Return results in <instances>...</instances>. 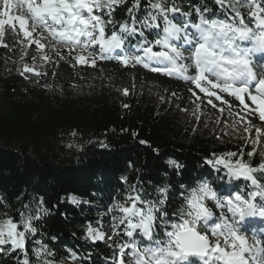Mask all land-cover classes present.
I'll use <instances>...</instances> for the list:
<instances>
[{
    "label": "trees",
    "instance_id": "obj_1",
    "mask_svg": "<svg viewBox=\"0 0 264 264\" xmlns=\"http://www.w3.org/2000/svg\"><path fill=\"white\" fill-rule=\"evenodd\" d=\"M157 2L177 8L167 13L168 19L180 27L187 23L189 32H195L191 25L199 22L196 8L206 19L231 20L229 4L236 3L245 22L250 20L249 9L237 0H224L222 6L216 0H140L138 9L132 7L135 0H123L114 5L110 18L118 29L125 21L131 25L133 15L139 27L149 12L157 14L161 27L144 30L154 41L163 35L164 26L160 14L150 7ZM257 3L264 7V0ZM107 11L102 14L105 19ZM141 39L138 34L127 36L124 48L110 54V59H101L98 51L92 57L81 52L89 62L96 60V67H91L76 62L79 50L69 53L62 48L57 56L46 46L44 53L50 59L43 61L34 44L26 47L27 41L17 42L6 26L7 47L0 46V221L19 224L21 213L45 210L33 221L36 234L25 238L29 264H108L118 244L135 239L148 247L154 246V240L166 239L170 225L181 222L192 194H199L202 186L214 191L221 202L238 194L251 199L250 193L259 190L243 176L233 179L224 164L216 163L221 158L233 165L242 161L252 169L264 164V136L257 139L255 134L256 127L264 132V121L252 112L255 105L246 97L249 109L244 110L227 94L217 100L188 82L141 65L124 66L119 58L138 53ZM175 43L183 45L182 40ZM183 47L187 52L188 46ZM25 65L41 75L23 72ZM237 113L255 127L245 133ZM232 152L236 155L228 156ZM250 174L264 186V171ZM137 196L140 200L134 199ZM133 203L145 212L149 206L159 208L153 241L139 230L133 238L124 236L123 225L113 229L110 218L121 217L119 207ZM254 203L264 201L256 197ZM205 204L213 212L211 226L225 209L210 198ZM89 227L104 232L105 239L93 242L87 235ZM257 227L264 230V224ZM42 245L49 251L42 249L37 257L34 249ZM3 248L0 264H23L24 253L10 251V244ZM71 253L75 257L70 258Z\"/></svg>",
    "mask_w": 264,
    "mask_h": 264
},
{
    "label": "snow or ice",
    "instance_id": "obj_2",
    "mask_svg": "<svg viewBox=\"0 0 264 264\" xmlns=\"http://www.w3.org/2000/svg\"><path fill=\"white\" fill-rule=\"evenodd\" d=\"M122 2L123 0H0V46L7 47L3 43L7 26L17 42L27 41L26 47L34 44L43 61L50 59L44 53L47 46L57 56L62 48L69 53L79 50L75 55L76 62L90 63L91 67H96L95 59L89 62L80 53L88 51V56L92 57L98 51L101 59H110L111 53L124 48L127 36L138 34L142 38L137 45L138 53L119 58L124 66L130 63L132 66L141 65L154 73L188 82L200 93L217 100H222L223 94H227L235 98L244 110L249 109V104L245 102L247 97L255 105L252 112L258 114L259 120L264 121V63L256 64L253 60L255 54L264 53V7L257 0H237L241 6L249 9V23L245 22L236 3L229 4L234 13L231 20L206 19L201 10L196 8L199 22L191 25L195 32L187 30V23L180 27L168 19L167 13H175L177 8H166L160 2L151 3V9L160 14L164 25L163 35L158 34L154 41H149L144 31L161 27L158 15L153 12L139 21V27L133 15L131 25L125 21L117 29L110 17L114 5ZM216 3L222 6L224 0H216ZM139 6L140 0H135L132 7L138 9ZM105 9L108 10V19L102 15ZM14 12L19 14H13ZM131 12L132 9H129V13ZM108 25L112 27L109 28ZM181 40L183 45L175 43ZM246 41H251L252 45L243 46ZM157 46L162 50H154ZM183 46H188L187 55ZM23 72H33L37 77L41 75L28 65L24 66ZM124 94H128L127 89ZM224 103L227 104L228 101L225 100ZM195 107L199 108V102ZM237 116L244 122L245 133L255 127L240 113ZM255 134L257 139L264 136L259 127L255 128ZM235 155V152L228 154L230 157ZM168 163L175 164V161L170 160ZM209 163L212 161L209 160ZM216 163L224 164L234 176L251 180L252 185H257L259 190L250 193L251 199L238 194L234 200L221 202L216 199L214 191L206 185L202 186L199 194H192L188 201L190 209L181 214V222L172 223L171 230L165 233L166 239L162 240H154L153 237L159 208L149 206L145 212L137 208L135 203L131 207H119L123 215L110 218L113 229L123 225V235L128 238H133L134 233L139 230L148 240H154V246L142 247L141 242L135 239L130 243L118 244L108 264H193L190 259L192 257L200 258L204 264H264V238H258L254 234L250 241L240 229V224L246 217H264V203H254L256 197L264 201V186L258 185V181L250 174L252 171H264V164L259 169H252L242 161L233 165L225 163L221 158ZM206 198L215 200L216 206L226 209L230 216L222 211L216 218L219 222L210 226L213 212L206 206ZM134 199L140 200V197ZM72 200L73 203L76 202L75 197ZM159 203L163 204L164 201ZM40 204H43L42 198ZM44 211L41 209L34 215L29 209L27 214L21 213L19 224L12 219L0 221V252L4 251V245L10 244V251L19 249L24 253L23 264H29L25 238L26 235L36 234L37 228L33 221L39 220ZM20 226L23 230H18ZM116 234L120 235V232L117 231ZM87 235L95 242L103 241L106 234L89 227ZM42 249L49 251L42 245L41 248L34 249V255L41 256ZM126 249L130 250L127 255ZM72 257H75V253L70 254V258ZM45 264L53 262L45 261Z\"/></svg>",
    "mask_w": 264,
    "mask_h": 264
},
{
    "label": "rangeland",
    "instance_id": "obj_3",
    "mask_svg": "<svg viewBox=\"0 0 264 264\" xmlns=\"http://www.w3.org/2000/svg\"><path fill=\"white\" fill-rule=\"evenodd\" d=\"M13 14H19V13L18 12H14ZM185 54L187 55V52H185ZM254 57L257 58L260 63H264V53H257V54L254 55ZM231 176H232L233 179L238 180L237 176H234V175H231ZM225 214L230 216V214L226 212V209H225ZM249 221H251V222H249ZM263 222H264V217H259V216L246 217L245 220L243 222H241V224H240V229H241L242 234L246 235L249 238L250 241H251V238H252V236L254 234L258 238H264L263 233H261V232L260 233H256V232L253 233V231H248V228H249L248 226H250L252 224L263 223ZM247 223H249V224H247ZM201 262H203V260H201Z\"/></svg>",
    "mask_w": 264,
    "mask_h": 264
},
{
    "label": "bare ground",
    "instance_id": "obj_4",
    "mask_svg": "<svg viewBox=\"0 0 264 264\" xmlns=\"http://www.w3.org/2000/svg\"><path fill=\"white\" fill-rule=\"evenodd\" d=\"M249 222H251V221H249Z\"/></svg>",
    "mask_w": 264,
    "mask_h": 264
}]
</instances>
